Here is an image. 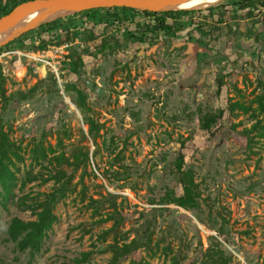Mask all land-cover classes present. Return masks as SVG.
I'll use <instances>...</instances> for the list:
<instances>
[{"label":"rangeland","instance_id":"1","mask_svg":"<svg viewBox=\"0 0 264 264\" xmlns=\"http://www.w3.org/2000/svg\"><path fill=\"white\" fill-rule=\"evenodd\" d=\"M224 1L211 0L194 8ZM238 17L232 26L237 25L240 35L210 44L209 56L200 62L183 47L177 48L195 36L192 27L185 28L173 45L140 46L121 37L116 51L91 58L82 53L85 20L78 16L74 18L76 32L67 39L61 34L66 25L59 23L51 31L41 30L40 35L33 29L20 44L0 52V74L5 79L0 90V130L23 157L16 164L13 196L5 208L0 207V264H73L86 252L91 254L83 264H109L111 253L106 247L114 241L121 245L142 239L147 221L153 229L152 246L158 249H140L119 264H131L130 260L171 264L172 256L178 264H201L203 253L212 247L211 238L221 243L230 258L227 264H264V139L248 145L242 130L254 122L250 115L237 111L230 117L226 113L213 126L212 137L196 136L180 149V142L196 126L198 111L217 108L214 59L227 63L226 69L219 66L225 71L222 100L230 98L250 106L260 92L264 14L245 19L244 13H238ZM256 21L260 25L253 26ZM93 29L98 35L101 27ZM248 32L257 34L255 43ZM74 53H81L84 63L77 75L68 67L67 58L73 59ZM72 87L87 95V104L96 112L101 126L98 151L85 168L74 173L68 193L53 210L57 223L47 233L41 251L30 257L27 251L18 252L6 231L12 218L34 219L29 211L14 207L17 200L30 204L38 194L54 189L52 182L40 181L20 189L26 175L47 176L49 172L47 159L32 160L33 148H43L47 156L52 150L68 158L76 151H88L91 157L96 149L86 137L87 127L74 105ZM179 151L193 165L201 198L212 213L228 221V239L218 238L181 208L150 203L171 188L168 167ZM110 200L122 224L116 234L101 239L113 222L99 226L94 222L112 212ZM166 246L170 254L163 252Z\"/></svg>","mask_w":264,"mask_h":264},{"label":"trees","instance_id":"2","mask_svg":"<svg viewBox=\"0 0 264 264\" xmlns=\"http://www.w3.org/2000/svg\"><path fill=\"white\" fill-rule=\"evenodd\" d=\"M27 1L30 0H0V18L8 14L16 6ZM238 13H244L245 19H254L258 13L264 14V0H225L221 4L200 11H168L159 13L128 8L95 9L74 14L61 20L57 19L37 28L34 32L40 35L41 30L51 31L59 23H64L66 29L61 31V34L67 39L71 33L75 34L76 32L74 18L78 16L85 20L83 27L85 47L82 53L93 58L116 51L119 47V38L121 37L126 41L131 40L140 46L146 44L155 46L160 42L173 45L174 39L185 28L192 27L191 31L195 32V36H191L188 40L177 44V48L183 47L195 61L198 60L200 62L209 56L210 51H207V49L210 44L214 46L215 42L223 39V37L227 39V37L235 38L240 35L237 25L232 26V24H236L240 17H238ZM252 25L258 26L260 24L256 21ZM129 26L133 27L132 31L127 29ZM98 27H101V30L97 35L93 28L98 29ZM26 35L23 34L13 42L1 47L0 52H3L13 44H20ZM247 37L253 43L257 41V34L248 32ZM97 40H99V43L95 44ZM42 48H44V45ZM67 59H69L68 67L71 74H79V69L84 66L82 54L74 53L73 59L71 57ZM213 63L218 67L217 76H215L214 80L217 108L206 112L198 111L199 113L195 119L196 126L192 128L185 140L180 142V149L184 148L185 142L191 141L196 136L212 137L213 126L221 121L226 113L230 117H235L237 111L242 112L244 115L249 114V119L254 121L249 129L244 128L242 130V133L247 138L248 145L254 143V139H264V70L261 71L262 78L257 82L260 92L252 100L251 105L247 106L239 101L231 102L230 98L222 100L220 93L225 86L223 81L225 71L220 69L219 66L222 65L225 68L227 63H224L222 58L214 59ZM235 63L232 62V65H235ZM4 82L5 79L0 74V90L2 92ZM72 89L75 92L74 105L82 116L84 125L87 127L86 137L96 149L92 151L91 157L88 151H76L68 158L61 153L55 155L52 150H49L51 155L47 156L48 154L43 148L39 146L33 148L32 160L38 163V159L42 161L47 159L48 166H46V169L49 172H47V176L26 175L20 184V189H23L26 183L35 181H40L42 184L52 182L54 189L49 193L38 194L30 204L17 200L14 203V207L19 211H29L34 219L23 221L16 217L12 218L6 231L8 239L15 244L18 252L27 251L30 257L41 251L47 233L57 223V217L53 214V210L68 193L69 184L74 173L81 167L85 168L91 158L93 159L97 155L96 138L101 126L96 118V112L87 104V95L76 87H72ZM33 90L34 88L31 89V91ZM2 97H4L3 93ZM252 105H254V108ZM195 127L196 129H194ZM22 162L23 157L19 153V149L9 140L7 134L0 130V207L5 208L13 196L18 180L15 171L16 164ZM168 173L172 177L171 188L164 193H159L150 203L158 206L173 205L181 208L192 214L198 223L206 225L208 230L214 232L218 238L228 239V221L222 214L212 213L208 204L201 198L197 184H195L193 179V165L180 151L169 163ZM109 197L112 198L110 195ZM110 203L112 212L104 218L98 216V208H95L98 219L94 222V225L99 226L109 221L113 222L112 227L102 233L101 239H104L109 233L116 234L117 226L122 224V220L119 222L120 218L116 220L117 211L114 201L110 200ZM152 235V225L147 221L145 222V229L141 233L142 239L133 238L129 243H122L121 245L117 244L116 241L109 244L105 250L111 253L109 264H119L121 261L128 260L140 249H146L150 252L158 249V245L152 246ZM211 241L210 244L213 248H208L203 253L201 264H227L230 262V258L224 255L221 243L216 238H211ZM163 252L170 254L171 250L166 246ZM90 254L91 252L81 254L80 258L73 260V264L85 263L89 259ZM129 262L131 264H142L134 260ZM171 264H178L176 256L171 257Z\"/></svg>","mask_w":264,"mask_h":264},{"label":"water","instance_id":"3","mask_svg":"<svg viewBox=\"0 0 264 264\" xmlns=\"http://www.w3.org/2000/svg\"><path fill=\"white\" fill-rule=\"evenodd\" d=\"M168 0H30L16 6L8 14L0 18V36L4 29H9L18 21L34 14V20L18 30L14 35L0 40V48L20 37L21 35L36 29L44 24L53 22L59 18H65L74 14L95 9L128 8L139 11H151L158 8ZM164 12L178 10H161Z\"/></svg>","mask_w":264,"mask_h":264},{"label":"bare ground","instance_id":"4","mask_svg":"<svg viewBox=\"0 0 264 264\" xmlns=\"http://www.w3.org/2000/svg\"><path fill=\"white\" fill-rule=\"evenodd\" d=\"M211 0H168L167 2L160 5L158 8H152L151 11L154 12H164L161 10H178V11H200L206 10L213 6H216L217 3L209 6H200L199 8H194L199 5H204ZM223 1V0H221ZM194 8V9H193ZM35 18L34 14L27 16L26 18L21 19L15 25L9 29H4V32L0 36V40L6 38L7 36L14 35L18 30L22 29L25 26H28Z\"/></svg>","mask_w":264,"mask_h":264}]
</instances>
